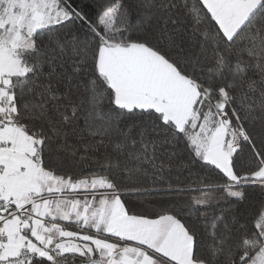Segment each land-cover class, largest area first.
<instances>
[{
    "label": "snow or ice",
    "instance_id": "1",
    "mask_svg": "<svg viewBox=\"0 0 264 264\" xmlns=\"http://www.w3.org/2000/svg\"><path fill=\"white\" fill-rule=\"evenodd\" d=\"M0 264H264V0H0Z\"/></svg>",
    "mask_w": 264,
    "mask_h": 264
}]
</instances>
